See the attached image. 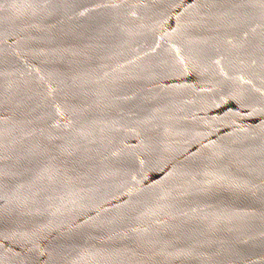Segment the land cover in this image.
<instances>
[{"label": "water", "instance_id": "obj_1", "mask_svg": "<svg viewBox=\"0 0 264 264\" xmlns=\"http://www.w3.org/2000/svg\"><path fill=\"white\" fill-rule=\"evenodd\" d=\"M0 264H264V0H0Z\"/></svg>", "mask_w": 264, "mask_h": 264}]
</instances>
